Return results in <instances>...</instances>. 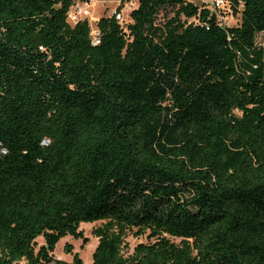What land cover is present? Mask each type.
Returning <instances> with one entry per match:
<instances>
[{
	"label": "trees",
	"instance_id": "1",
	"mask_svg": "<svg viewBox=\"0 0 264 264\" xmlns=\"http://www.w3.org/2000/svg\"><path fill=\"white\" fill-rule=\"evenodd\" d=\"M227 1L138 0L94 43L74 0H0V264H85L54 253L84 222L92 264H264V0Z\"/></svg>",
	"mask_w": 264,
	"mask_h": 264
},
{
	"label": "rangeland",
	"instance_id": "2",
	"mask_svg": "<svg viewBox=\"0 0 264 264\" xmlns=\"http://www.w3.org/2000/svg\"><path fill=\"white\" fill-rule=\"evenodd\" d=\"M74 0V5H80L82 8L87 7L90 10V14L88 15V20L90 21V25L92 27V36L95 39L98 36V27L97 22L99 18L103 15H111L116 11L120 13V21L123 25H126L131 21L130 13L138 5V0ZM195 2L196 4L201 5L202 0H190ZM121 7V10L119 8ZM240 20V14L234 15L228 10L224 13L223 22L225 24H237ZM71 24L74 25L73 22ZM257 41L259 44L264 46V33H260L257 37ZM101 225V222L87 223L84 222L80 225V230H83L85 238H75L72 235H66L62 237L56 245L55 255L59 258L65 259L67 261H72L74 259L75 254H79V256L83 259L85 264L93 263V253L98 244V238L93 234V228ZM146 236L135 237L130 235L127 238L130 249H132L137 243L141 241H146ZM44 243V238L40 236L38 238V244ZM67 244L73 245V251L69 252L65 249Z\"/></svg>",
	"mask_w": 264,
	"mask_h": 264
},
{
	"label": "built area",
	"instance_id": "3",
	"mask_svg": "<svg viewBox=\"0 0 264 264\" xmlns=\"http://www.w3.org/2000/svg\"><path fill=\"white\" fill-rule=\"evenodd\" d=\"M88 2L89 1L87 0V3ZM202 2H203L202 4L210 7L212 10L218 13L223 24H225L223 22L225 11L228 10L229 13L230 12L232 13L231 7L227 0H202ZM115 13L117 14V17L120 19V13L117 11ZM89 14H90V10L87 7L82 8L79 4L78 5L73 4L68 14V20L70 23L73 22L75 24L80 20L87 19ZM226 25H229V24H226ZM93 41L94 43H99L100 41L99 33H98V36L95 39H93ZM21 264H24V262Z\"/></svg>",
	"mask_w": 264,
	"mask_h": 264
}]
</instances>
